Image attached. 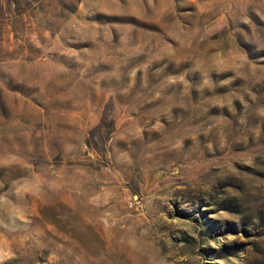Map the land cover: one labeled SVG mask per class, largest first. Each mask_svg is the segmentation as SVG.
I'll return each instance as SVG.
<instances>
[{
	"label": "rangeland",
	"instance_id": "obj_1",
	"mask_svg": "<svg viewBox=\"0 0 264 264\" xmlns=\"http://www.w3.org/2000/svg\"><path fill=\"white\" fill-rule=\"evenodd\" d=\"M0 264H264V0H0Z\"/></svg>",
	"mask_w": 264,
	"mask_h": 264
}]
</instances>
